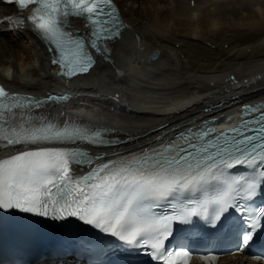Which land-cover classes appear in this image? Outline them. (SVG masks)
<instances>
[{
    "label": "bare ground",
    "instance_id": "1",
    "mask_svg": "<svg viewBox=\"0 0 264 264\" xmlns=\"http://www.w3.org/2000/svg\"><path fill=\"white\" fill-rule=\"evenodd\" d=\"M113 1L126 27L106 42L108 51L88 73L67 80L49 65L32 27L11 21L28 10L0 2V86L22 94L64 90L80 96L83 109L61 100L26 112L28 118L78 119L99 127L109 143L81 145L93 163L154 149L181 127L231 117L243 102L264 105V0ZM69 25L87 29L81 18ZM6 119L18 122L16 114ZM14 150L0 144V157ZM91 165H70L69 174ZM216 264L264 262L242 253L226 254Z\"/></svg>",
    "mask_w": 264,
    "mask_h": 264
},
{
    "label": "snow or ice",
    "instance_id": "2",
    "mask_svg": "<svg viewBox=\"0 0 264 264\" xmlns=\"http://www.w3.org/2000/svg\"><path fill=\"white\" fill-rule=\"evenodd\" d=\"M21 9L29 3L35 8L29 19L36 31L49 42L53 53L52 64L61 67V75L68 78L88 73L95 65L90 47L103 55L106 42H114L121 35L123 24L119 9L113 0H15ZM82 16L89 21L87 45L85 38H75L64 30L69 16ZM17 24L21 21L17 20ZM49 95L48 101L64 99ZM9 94L0 86V112H11L17 107L41 106L44 101ZM244 111L253 109L245 107ZM257 135L201 133L187 144L175 148L170 144L164 151H153L142 159L112 166L113 162L99 164L78 178L70 176V162L92 164L90 157L79 150V142L107 144L101 134L88 135L84 130L56 128L50 123H30L27 128L12 130L3 136L9 147H24L27 151L0 160V211H20L64 220L77 217L86 224L124 240L133 247L149 245L157 258L174 264L171 254L160 251L163 241L171 235L174 220L189 222L196 215L194 205L213 206L209 222L227 212L239 197L242 185L256 188L255 180L228 174L235 166L259 170L264 182V113L257 120ZM245 127L247 125L245 124ZM232 132H240L233 129ZM181 138H186L181 133ZM216 185L214 195L209 189ZM240 186V187H238ZM203 193L201 202L193 198ZM186 197L188 209L160 216L151 211L161 200H179ZM255 218V217H253ZM255 231L251 220L240 235L241 244H247Z\"/></svg>",
    "mask_w": 264,
    "mask_h": 264
},
{
    "label": "water",
    "instance_id": "3",
    "mask_svg": "<svg viewBox=\"0 0 264 264\" xmlns=\"http://www.w3.org/2000/svg\"><path fill=\"white\" fill-rule=\"evenodd\" d=\"M156 56H157V51H154L152 54H150L149 60L155 59Z\"/></svg>",
    "mask_w": 264,
    "mask_h": 264
}]
</instances>
